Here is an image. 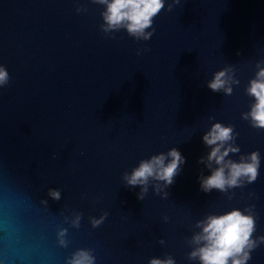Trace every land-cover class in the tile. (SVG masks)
I'll return each instance as SVG.
<instances>
[{"label": "water", "instance_id": "1", "mask_svg": "<svg viewBox=\"0 0 264 264\" xmlns=\"http://www.w3.org/2000/svg\"><path fill=\"white\" fill-rule=\"evenodd\" d=\"M104 8L0 0V264H68L79 249L94 264H200L198 222L234 208L255 217L247 264H264V127L243 115L264 68V0H167L148 40L105 32ZM222 69L230 93L208 87ZM218 121L239 146L231 159L259 150V175L204 191L202 137ZM172 147L187 157L174 182L139 198L124 173Z\"/></svg>", "mask_w": 264, "mask_h": 264}, {"label": "clouds", "instance_id": "2", "mask_svg": "<svg viewBox=\"0 0 264 264\" xmlns=\"http://www.w3.org/2000/svg\"><path fill=\"white\" fill-rule=\"evenodd\" d=\"M96 2L105 5L102 13L104 23L101 25L105 32L125 28L135 38L148 40L155 31L152 28L154 18L165 7L167 0H96ZM150 28L152 30L148 31ZM137 51L140 54L142 50ZM227 73L228 69L215 73L213 79L208 81V87L213 90L224 88L230 93L232 89ZM9 79L8 68L0 64V87L6 85ZM247 91L255 97V101L250 111L243 114L244 118L250 117L255 127H264V68H261L257 76L250 81ZM232 138V126L219 121L204 133L202 139L210 146V151L206 157L201 156L200 161L212 169L211 174L199 177L204 191H210L214 187L224 190L228 186L241 184L245 178L252 182L258 177L261 159L259 150L244 154L239 160H233L229 153L239 152L240 149L238 145L228 143ZM186 160L187 157L178 147H172L167 152H160L141 160L130 173H124V180L129 185L142 186L138 193V197L142 199L151 180L171 185ZM213 164L218 167H213ZM160 187L162 186L157 185V189ZM49 194L56 199L61 196L59 189H49ZM104 218V216L93 218V224L98 225ZM78 221L79 216L74 223ZM198 224L201 231L193 236L197 246L191 251V258H198L200 264H247L252 249L258 244L252 237L255 231V217L251 212L234 208L222 214L209 215ZM259 239L264 241V236ZM61 242L65 243L63 239ZM94 262L95 257L88 249H79L68 258V264ZM150 264H175V260L172 257L167 259L154 257Z\"/></svg>", "mask_w": 264, "mask_h": 264}]
</instances>
